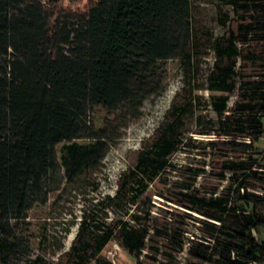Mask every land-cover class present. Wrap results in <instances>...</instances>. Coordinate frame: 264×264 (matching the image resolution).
<instances>
[{"label":"trees","instance_id":"trees-1","mask_svg":"<svg viewBox=\"0 0 264 264\" xmlns=\"http://www.w3.org/2000/svg\"><path fill=\"white\" fill-rule=\"evenodd\" d=\"M53 1L0 0L2 255L28 212L37 203H47L50 183L61 170L57 145L101 137L89 121L92 109L98 105L115 109L131 98L133 77L178 50L171 24L174 17L187 18L191 8V0H152L148 8L124 13L118 9L120 0H99L92 11L56 12ZM232 3L241 13L228 33L216 39L217 60L209 76L211 92L222 95L215 103L219 127L202 132L215 134L204 155L221 160L215 174L227 185L202 193L196 184L206 170L190 168L189 182L167 198L171 206L160 220L156 216L140 227L130 224L124 214L108 222L84 212L70 248L62 253L67 264H114L103 255L113 240L137 264H180L190 222L202 231L191 240V254L198 260L192 264L213 262L214 246L228 249L220 264L264 262V241L255 237V231L264 228V166L255 154L264 135V74L251 77L246 72L248 61L264 55V0ZM118 18L127 22L126 54L105 49L103 30ZM237 87L238 97L229 107ZM185 106L171 107L151 143L139 151L137 162L121 174L116 193L97 204L108 201L105 207L129 209L142 197L148 200L144 194L164 172L179 170L169 160L183 144ZM228 108L232 118L224 117ZM232 216L236 220L229 219ZM63 224L62 230L51 234L52 254L64 247L75 222ZM40 241L51 242L46 234ZM26 264L58 263L39 252Z\"/></svg>","mask_w":264,"mask_h":264},{"label":"rangeland","instance_id":"rangeland-1","mask_svg":"<svg viewBox=\"0 0 264 264\" xmlns=\"http://www.w3.org/2000/svg\"><path fill=\"white\" fill-rule=\"evenodd\" d=\"M98 2L54 0L51 8L56 12H87L92 11ZM152 3V0H120L118 9L124 13L132 12L148 8ZM240 13V8H235L232 0H191L187 18L181 20L173 16L171 38L178 50L169 58L157 61L149 69L142 68L131 80V98L117 108L98 105L92 109L89 121L100 138L79 139L76 143L62 142L57 145L61 170L59 176L50 183L48 201L45 204L37 203L28 212L26 220L20 222L15 235L8 239L6 252L3 255L0 253V264H26L27 258L39 252L58 264H67V257L62 253L70 248L84 212L98 219L105 217L108 222L124 214L134 227H140L146 221L151 224L152 218L156 216L160 220L171 206L167 198H173L176 188L189 182L190 168L206 170L196 184L202 193L218 186L221 191L227 185V181L220 182L215 174L221 169V160L204 155L206 143L215 134L213 131L210 134L202 132L219 127L220 118L215 103L221 101L222 95L219 92L213 94L209 89V76L217 60L216 39L228 33L232 20L237 19ZM103 38L108 52L126 54L127 22L115 19L104 28ZM237 46L240 48L241 44L238 42ZM257 48L260 50L259 46ZM260 58L247 62L246 72L249 76L264 74V55ZM240 67L239 59L236 68ZM238 94L237 87L229 97V107L234 104ZM181 103H186L183 144L169 160L179 170L164 172L144 194L148 200L142 197L140 202L129 209L119 211L115 206L105 207L110 203L108 201L97 204L98 199L116 193L121 174L137 162L139 151L151 143L152 135L166 120L171 107ZM233 116L231 108L224 113L225 118ZM256 145L255 154L264 166V135ZM232 155L235 156V153ZM229 219L236 220L233 216ZM67 220H74L75 224L64 238V247L52 254L51 234L62 230ZM198 226L193 222L188 226L184 249L178 256L180 264L198 261L191 254L194 245L191 240L202 232ZM45 234L51 242L43 245L40 240ZM255 237L264 241V228L257 229ZM210 252L214 260L204 264H220L219 261L228 255V249L220 246H214ZM103 255L114 264H137V260L114 240L106 246Z\"/></svg>","mask_w":264,"mask_h":264}]
</instances>
